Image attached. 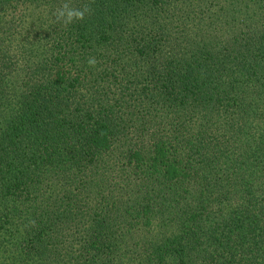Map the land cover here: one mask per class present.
Instances as JSON below:
<instances>
[{
    "label": "trees",
    "instance_id": "16d2710c",
    "mask_svg": "<svg viewBox=\"0 0 264 264\" xmlns=\"http://www.w3.org/2000/svg\"><path fill=\"white\" fill-rule=\"evenodd\" d=\"M62 2L0 0V264H264V0Z\"/></svg>",
    "mask_w": 264,
    "mask_h": 264
},
{
    "label": "clouds",
    "instance_id": "9594fccd",
    "mask_svg": "<svg viewBox=\"0 0 264 264\" xmlns=\"http://www.w3.org/2000/svg\"><path fill=\"white\" fill-rule=\"evenodd\" d=\"M94 0H89V3H85L80 7H74L71 0H63V2L53 11L52 19L53 23H59L65 28L69 25L83 21L86 16L91 15L93 12L92 3ZM87 64L90 67H95L97 60L95 57H89Z\"/></svg>",
    "mask_w": 264,
    "mask_h": 264
}]
</instances>
